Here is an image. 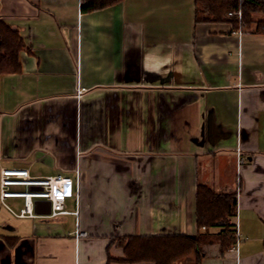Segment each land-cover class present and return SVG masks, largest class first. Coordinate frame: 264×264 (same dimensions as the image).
<instances>
[{
    "label": "crops",
    "instance_id": "1",
    "mask_svg": "<svg viewBox=\"0 0 264 264\" xmlns=\"http://www.w3.org/2000/svg\"><path fill=\"white\" fill-rule=\"evenodd\" d=\"M81 4L0 0L25 43L0 75V170L80 194L56 218L0 203V264H130L119 241L198 233L199 185L236 193L240 234L202 264H264V34L202 22L196 0Z\"/></svg>",
    "mask_w": 264,
    "mask_h": 264
},
{
    "label": "trees",
    "instance_id": "2",
    "mask_svg": "<svg viewBox=\"0 0 264 264\" xmlns=\"http://www.w3.org/2000/svg\"><path fill=\"white\" fill-rule=\"evenodd\" d=\"M117 1L82 0L81 10L97 11ZM196 5L197 19L202 22H228L236 28L241 25L244 32L255 28L256 33L264 34V0H196ZM239 11L242 13L241 21ZM24 49L25 43L19 31L0 20V75L21 71L19 55ZM236 207V193H218L199 185L196 196V235L134 237L119 241L118 245L123 247L125 262L130 264H202L206 245L218 241L224 253L236 243L235 229H231L234 225L228 223L236 215ZM213 229H219L220 232L211 235Z\"/></svg>",
    "mask_w": 264,
    "mask_h": 264
},
{
    "label": "built area",
    "instance_id": "3",
    "mask_svg": "<svg viewBox=\"0 0 264 264\" xmlns=\"http://www.w3.org/2000/svg\"><path fill=\"white\" fill-rule=\"evenodd\" d=\"M239 21H241L242 13H238ZM81 89L79 94H81ZM243 161V160H242ZM240 160V163H242ZM23 189V190H21ZM240 190L238 187L237 193ZM79 182L74 183L71 178L65 177H45L34 178L26 169L2 168L0 170V203L10 211L14 216L19 218H37L35 213L36 201H47L51 204L50 218H56L62 215L72 214L66 209L68 199H79ZM10 199H22L24 201L23 209L19 214L7 204ZM73 214L78 215V211ZM236 221L234 228L236 232V243L231 248L238 254L239 252V211H236ZM202 230H205L203 228ZM79 234L78 236H85Z\"/></svg>",
    "mask_w": 264,
    "mask_h": 264
},
{
    "label": "water",
    "instance_id": "4",
    "mask_svg": "<svg viewBox=\"0 0 264 264\" xmlns=\"http://www.w3.org/2000/svg\"><path fill=\"white\" fill-rule=\"evenodd\" d=\"M35 213L37 215H50L51 204L47 201H36L35 203Z\"/></svg>",
    "mask_w": 264,
    "mask_h": 264
},
{
    "label": "rangeland",
    "instance_id": "5",
    "mask_svg": "<svg viewBox=\"0 0 264 264\" xmlns=\"http://www.w3.org/2000/svg\"><path fill=\"white\" fill-rule=\"evenodd\" d=\"M259 18L261 17V15H259L258 16ZM21 190H23V189H21ZM7 204L10 206V207H12L13 208V210L15 211V212H17V213H19L20 212V209L23 207V201L22 200H12V199H10V200H8L7 201ZM234 220L233 219H229L228 220V223L229 224H233L232 222H233ZM232 228H234L233 226L231 227V229ZM233 233V232H232ZM234 234V233H233ZM233 234H232V236H233ZM119 244V243H118ZM178 264H188L187 262H182V263H178Z\"/></svg>",
    "mask_w": 264,
    "mask_h": 264
}]
</instances>
